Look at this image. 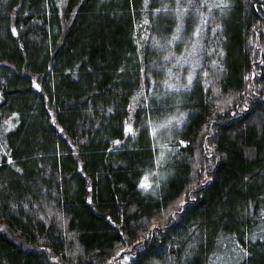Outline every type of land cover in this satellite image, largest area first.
<instances>
[{
    "label": "trees",
    "instance_id": "obj_1",
    "mask_svg": "<svg viewBox=\"0 0 264 264\" xmlns=\"http://www.w3.org/2000/svg\"><path fill=\"white\" fill-rule=\"evenodd\" d=\"M176 1L0 0V264H264V0H220L167 93Z\"/></svg>",
    "mask_w": 264,
    "mask_h": 264
},
{
    "label": "rangeland",
    "instance_id": "obj_2",
    "mask_svg": "<svg viewBox=\"0 0 264 264\" xmlns=\"http://www.w3.org/2000/svg\"><path fill=\"white\" fill-rule=\"evenodd\" d=\"M188 0H177L176 26L169 39L154 40V46L164 52L163 61L166 63V72L162 82L163 91L180 92L187 90L196 77L198 68L202 62L203 36L208 19L212 14L214 6L220 0H206L205 4H200L197 9V24L191 37L183 41L180 49L176 44L180 41L186 11L184 5H189ZM190 6V5H189ZM154 82L152 81L151 88ZM37 86V85H36ZM187 116L186 111L177 112L174 116L163 120L153 126V135L161 148L166 150L167 143L173 138V133L180 129ZM131 129V124L127 125V130ZM161 149V150H162ZM150 182H147L149 185Z\"/></svg>",
    "mask_w": 264,
    "mask_h": 264
},
{
    "label": "snow or ice",
    "instance_id": "obj_3",
    "mask_svg": "<svg viewBox=\"0 0 264 264\" xmlns=\"http://www.w3.org/2000/svg\"><path fill=\"white\" fill-rule=\"evenodd\" d=\"M38 86V85H37ZM129 130H131V129H129ZM144 186H146V185H144Z\"/></svg>",
    "mask_w": 264,
    "mask_h": 264
}]
</instances>
